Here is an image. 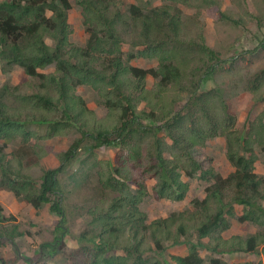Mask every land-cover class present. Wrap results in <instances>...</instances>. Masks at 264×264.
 <instances>
[{
	"label": "trees",
	"instance_id": "obj_1",
	"mask_svg": "<svg viewBox=\"0 0 264 264\" xmlns=\"http://www.w3.org/2000/svg\"><path fill=\"white\" fill-rule=\"evenodd\" d=\"M116 1L77 0L89 13L82 15L90 32L86 45L69 39L70 0L0 2V62L20 65L29 76L44 81L33 95H20L21 103L15 107L4 103L0 89V138L5 146L18 136L23 144L33 143L36 158L27 168L39 165L38 159L50 153L60 161L55 168H44L36 184L25 171L28 152L11 158L2 153V188L34 208L49 204L64 222V193L58 175L88 136L95 141L93 148L120 147L125 152L116 165L100 160L99 181L116 195L89 210L91 225L99 236L81 235L79 241L87 244L68 254L63 264H167L159 257L145 258V254H161L168 242L188 246L187 254L172 256L176 264H206L202 250L210 254L209 264H227L225 256L237 252L254 256L261 247L264 251V177L255 171L259 158L256 145L264 151V109L247 131L239 130L222 89H202L222 63L219 53L206 43L202 29L183 34L189 28L172 5H188L190 0H160L162 5L147 12L131 4L129 14L113 13ZM203 1L206 5L212 2ZM48 10L52 14L47 15ZM221 15L228 18L223 12ZM127 27L133 33L129 39L124 35ZM46 37L55 44L49 45ZM127 42L136 51L127 55L125 63L123 45ZM138 56L157 59L158 65L148 69L132 65ZM96 61L102 62L99 70ZM52 64L55 74L42 72ZM148 77L154 78L151 87ZM78 85H89L98 92L107 107L105 117H98L85 98L76 95ZM250 90L257 101L264 102V70ZM55 91L56 96H52ZM141 104L144 107L139 109ZM47 122L50 128L46 134L29 129L35 123ZM72 131L82 135L66 150L55 152L52 146L41 144ZM218 136L225 137L227 158L235 167L227 177L210 164L205 166L202 153L209 140ZM184 176L214 182L206 188L205 198L193 201L199 209L173 212L148 222V214L140 207L149 195L146 180L155 179L152 190L156 198L180 201L190 189ZM236 206L244 207L242 215L237 216ZM3 211L0 202V238L14 242L24 232L17 231L18 224L7 230L6 222L13 217L4 216ZM236 216L260 230L247 236H223L232 225L230 218ZM61 236L56 237V244ZM11 261L0 253V264H14Z\"/></svg>",
	"mask_w": 264,
	"mask_h": 264
},
{
	"label": "rangeland",
	"instance_id": "obj_2",
	"mask_svg": "<svg viewBox=\"0 0 264 264\" xmlns=\"http://www.w3.org/2000/svg\"><path fill=\"white\" fill-rule=\"evenodd\" d=\"M3 1L5 0H0V2ZM70 2L73 10L68 15L72 25L69 39L77 45H86L90 38V32H88L89 27L84 24L82 15L89 13L84 12L77 0H70ZM116 2L114 14H129L131 4L140 5L144 12L162 5L160 0H117ZM166 2L169 3L168 0ZM189 2L188 5L180 3L172 5L173 7L176 6L175 10L179 11L187 28H189L183 34H188L190 30L194 34L202 29L206 43L219 53L222 63L213 79L202 89L220 87L230 110L236 117V128L247 131L249 123L253 122L264 109V102L257 101L253 91L250 90L255 78L264 70V0H212L208 5L203 0H190ZM222 12L228 18L223 17ZM49 14H52V11L48 10L47 15ZM183 34L182 36H184ZM124 35L127 39L133 35L130 27H127ZM46 41L49 45L55 44V41L50 37H46ZM171 45L169 44V46ZM123 51L125 52L123 60L128 63L127 55L136 51V48L130 47L127 42L123 45ZM101 61L95 62L98 70L102 66ZM131 64L148 69L157 66L158 60L138 56L131 61ZM42 72L48 75L55 74V65L47 66ZM43 82L37 77L29 76L20 65L8 64L6 61L0 62V89L3 94V101L7 105L18 106L21 103L20 95H33ZM153 84L154 78L148 77V87L153 86ZM48 87L55 88L56 85L48 84ZM51 94L56 96L57 92ZM76 95L85 98L88 106L96 112L98 117H105L107 107L103 98L93 87L78 85ZM31 101L34 100L31 99ZM143 107L144 105L141 104L139 109ZM49 124L48 122L35 123L29 129L36 130L40 134H46L50 128ZM81 135L77 131H72L65 136H55L42 140L41 144L52 146L55 152H60L68 149L76 137ZM93 144H95L93 139L88 138V136L84 137L81 147L76 151V157L58 175L64 193L62 200L66 213L64 222L60 221V217L50 210L49 204L37 209L15 197L10 190L3 189L0 169V202L4 208L3 214L8 218L13 217L11 222H6L9 226L7 230L13 228V224H18L17 231L24 232L23 235H18L14 242L8 238H0V253L6 259H11L14 264H26L29 261L32 264H63L68 254L87 244V241H79L81 235L90 238L99 236L98 230L93 229L91 225L93 216L89 210L100 205L102 200H105V203L109 202L116 195V192L103 188L99 181L97 172L103 165L100 164V160H109L113 165H116L119 162V155L125 151L120 147L101 146L93 148ZM32 146L33 143L23 144L20 136L9 140L6 146L0 138V149H2L0 157L2 153L8 154L11 158L13 154L28 152L24 158V166L27 168L28 163L36 158L32 153ZM256 151L259 153V158L255 163V171L264 177V151H261L257 145ZM202 153L206 158L205 166L210 164L223 177H227L235 170L227 158L224 136L209 140L207 146L202 149ZM38 160L39 165L25 170L31 174L32 180L36 184L40 182L44 168H55L60 165L59 159L53 153L40 157ZM183 179L189 183L190 189L186 198L180 201L156 198L152 190L156 182L155 179L146 180L149 195L140 207L148 214V222L167 218L173 212H191L199 209L193 201L205 198L207 195L206 188L214 182L212 179L203 180L188 176H184ZM262 203L264 204V200ZM243 208L236 206L237 216L243 214ZM237 216L230 218L232 225L229 227L230 229L223 232V236H247L260 230L258 225L250 221L240 222ZM59 227H61L60 230ZM57 236L62 237L59 244H56L55 241ZM45 242L52 245L44 247ZM165 245L166 249L161 254L149 251L145 254V258L159 257L161 260L167 261V264H176L172 258L173 255L188 253L186 244L172 246L171 242H168ZM260 249L262 251L259 250L260 252L254 256L239 252L229 254V256H225L224 261L227 264H244L248 261H252L253 264H264V251L262 247ZM201 253L207 260L206 264H209L210 254L206 250H202Z\"/></svg>",
	"mask_w": 264,
	"mask_h": 264
},
{
	"label": "clouds",
	"instance_id": "obj_3",
	"mask_svg": "<svg viewBox=\"0 0 264 264\" xmlns=\"http://www.w3.org/2000/svg\"><path fill=\"white\" fill-rule=\"evenodd\" d=\"M70 15V14H69Z\"/></svg>",
	"mask_w": 264,
	"mask_h": 264
}]
</instances>
